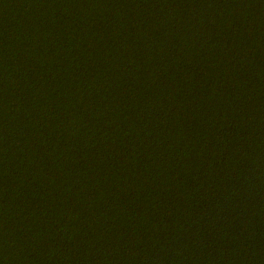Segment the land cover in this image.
I'll use <instances>...</instances> for the list:
<instances>
[{"label":"trees","instance_id":"obj_1","mask_svg":"<svg viewBox=\"0 0 264 264\" xmlns=\"http://www.w3.org/2000/svg\"><path fill=\"white\" fill-rule=\"evenodd\" d=\"M0 264H264V0H0Z\"/></svg>","mask_w":264,"mask_h":264}]
</instances>
